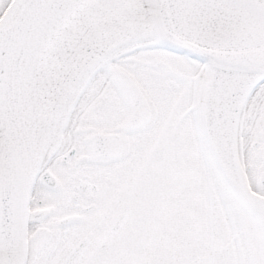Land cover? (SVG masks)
<instances>
[{
  "label": "snow or ice",
  "instance_id": "1",
  "mask_svg": "<svg viewBox=\"0 0 264 264\" xmlns=\"http://www.w3.org/2000/svg\"><path fill=\"white\" fill-rule=\"evenodd\" d=\"M0 264H264V0H0Z\"/></svg>",
  "mask_w": 264,
  "mask_h": 264
}]
</instances>
